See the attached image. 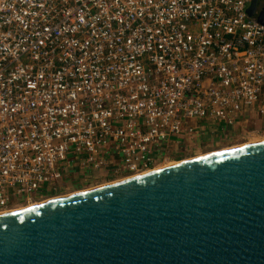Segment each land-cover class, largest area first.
<instances>
[{
	"label": "built area",
	"instance_id": "built-area-1",
	"mask_svg": "<svg viewBox=\"0 0 264 264\" xmlns=\"http://www.w3.org/2000/svg\"><path fill=\"white\" fill-rule=\"evenodd\" d=\"M253 1L0 0V213L264 131Z\"/></svg>",
	"mask_w": 264,
	"mask_h": 264
},
{
	"label": "water",
	"instance_id": "water-1",
	"mask_svg": "<svg viewBox=\"0 0 264 264\" xmlns=\"http://www.w3.org/2000/svg\"><path fill=\"white\" fill-rule=\"evenodd\" d=\"M0 264H264V139L0 213Z\"/></svg>",
	"mask_w": 264,
	"mask_h": 264
},
{
	"label": "rangeland",
	"instance_id": "rangeland-1",
	"mask_svg": "<svg viewBox=\"0 0 264 264\" xmlns=\"http://www.w3.org/2000/svg\"><path fill=\"white\" fill-rule=\"evenodd\" d=\"M261 139H264V131H262L261 133L246 131L243 134H239L236 136L214 137L210 141L206 138H202V141L199 142L198 144L199 147L197 149L179 150V151H172V152L166 153L164 157L165 162H162V166H165L167 164L169 165L172 162H177V161L201 156V155H204L210 152L236 147V146L248 143L250 141L252 142V140H261ZM123 178L124 177L116 179V181L123 179ZM109 182L110 181H107V182L99 181V182H88L84 184H79L78 188H76L75 190L72 189L71 192L69 191V193L66 192L63 195H57L56 197L64 196V195L71 194V193L81 191V190H86L88 188H93V187L106 184Z\"/></svg>",
	"mask_w": 264,
	"mask_h": 264
},
{
	"label": "bare ground",
	"instance_id": "bare-ground-1",
	"mask_svg": "<svg viewBox=\"0 0 264 264\" xmlns=\"http://www.w3.org/2000/svg\"><path fill=\"white\" fill-rule=\"evenodd\" d=\"M261 140H263V139H261ZM257 141H260V140H252V142H257ZM251 142V141H250ZM249 143V142H248ZM243 145V144H242ZM239 146H241V145H239ZM237 147V146H236ZM232 148H234V147H232ZM228 149H231V148H228ZM189 159H191V158H189ZM186 160V159H185ZM182 161V160H181ZM178 162V161H177ZM174 163H176V162H172V163H170L169 165H171V164H174ZM168 165V164H167ZM167 165H165V166H167ZM162 167H164V166H162L161 165V167H158V168H162ZM157 168V169H158ZM38 204V203H37ZM19 209H22V208H19ZM19 209H16V210H19Z\"/></svg>",
	"mask_w": 264,
	"mask_h": 264
}]
</instances>
